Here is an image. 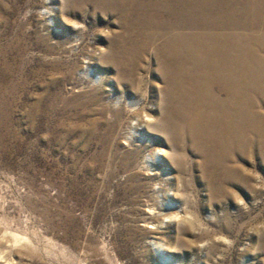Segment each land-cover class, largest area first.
<instances>
[{
  "label": "rangeland",
  "instance_id": "374dc122",
  "mask_svg": "<svg viewBox=\"0 0 264 264\" xmlns=\"http://www.w3.org/2000/svg\"><path fill=\"white\" fill-rule=\"evenodd\" d=\"M104 1L0 0V264H264V0Z\"/></svg>",
  "mask_w": 264,
  "mask_h": 264
},
{
  "label": "bare ground",
  "instance_id": "6f19581e",
  "mask_svg": "<svg viewBox=\"0 0 264 264\" xmlns=\"http://www.w3.org/2000/svg\"><path fill=\"white\" fill-rule=\"evenodd\" d=\"M96 1H98V0H96ZM108 1H109V0H108ZM117 1H118V0H117ZM125 1H126V0H125ZM127 1H128V0H127ZM136 1H137V0H136ZM140 1H141V0H140ZM158 1H159V0H158ZM182 1H183V2L181 3V7H179V8L176 10V13H179V15H181V14H183L184 16H185V15H190L191 13L188 12V11L186 10V8L188 7L190 11H192L193 8H194V11L196 10V8H197V9H200V10H203V9L208 10V14L211 15V16H213L214 14H216V13H218V12L220 13V15H223L224 13H226V11H228V9H232V8L234 7L232 4L235 3L237 0H203L202 2L192 1L193 3H192L191 5H189V4L187 5V1H186V0H185V1L182 0ZM245 1H246V0H245ZM253 1H254V0H253ZM102 2H103V1H102ZM104 2H106V0H105ZM134 2H135V0H134ZM165 2H166V1H165ZM228 2H229V3H228ZM238 2H239V1H238ZM241 2H242V1H241ZM250 2H252V1L250 0ZM119 3H120V2H119ZM131 3H132V2H131ZM136 3H138V2H136ZM141 3H142V1H141ZM175 3H176V2H175ZM188 3H189V2H188ZM236 3H237V2H236ZM243 3H244V2H243ZM245 3H246V2H245ZM94 4H95V3H94ZM97 4H99V3H97ZM97 4H96V5H97ZM104 4L107 5V6L109 7V5H108L107 3H104ZM114 4H116V3H114ZM121 4H122V3H121ZM121 4H120V5H121ZM125 4H126V3H125ZM155 4H156V3H155ZM122 5H123V4H122ZM128 5H129V4H128ZM140 5H141V4H140ZM160 5H161V4H160ZM168 5H169V3H168ZM170 5H171V4H170ZM236 5H237V4H236ZM246 5H247V3H246ZM248 5H249V4H248ZM251 5H252V3H251ZM116 6H117V5H116ZM126 6H127V5H126ZM126 6H125V7L122 6L123 9L126 8ZM136 6H138V5H136ZM136 6H135V7H136ZM95 7H96V6H95ZM98 7H99V6H98ZM105 7H106V6H105ZM111 7H112V6H111ZM153 7H154V6H153ZM153 7H152V8H153ZM160 7H161V6H160ZM163 7L165 8V5H164ZM239 7H240V5H239ZM96 8H97V7H96ZM99 8H100V7H99ZM101 8H102V7H101ZM132 8H133V7H132ZM158 8H159V7H158ZM158 8H157V9H158ZM170 8H171V7H170ZM174 8H175V7H174ZM242 8H243V7H242ZM109 9H111V8H109ZM113 9H114V7H113ZM130 9H131V8H130ZM157 9H156V10H157ZM160 9H161V8H160ZM162 9H163V8H162ZM175 9H176V8H175ZM235 9H236V8H235ZM169 10H170V9H169ZM224 10H225V11H224ZM237 10H238V9H237ZM240 10H241V9H240ZM242 10H243V9H242ZM244 10H245V8H244ZM251 10H253V8H252ZM260 10H261V9H260ZM107 11H108V8H107ZM152 11H153V10H152ZM162 11H163V10H162ZM166 11H167V10H166ZM170 11H171V10H170ZM229 11H230V10H229ZM231 11H232V10H231ZM248 11H249V9H248ZM124 12H125V11H124ZM155 12H156V11H155ZM195 12H196V11H195ZM238 12H242V11H238ZM156 13H157V12H156ZM169 13H170V12H169ZM204 13H205V12H204ZM236 13H237V12H236ZM246 13H247V12H246ZM251 13H252V12H251ZM140 14H141V13H140ZM149 14H150V12H149ZM158 14H159V13H158ZM174 14H175V13H174ZM252 14H253V13H252ZM252 14H251V15H252ZM122 15H123V14H122ZM142 15H143V14H142ZM153 15H154V14H153ZM155 15H156V14H155ZM162 15H163V14H162ZM170 15H171V14H170ZM195 15H196V13H195ZM217 15H218V14H217ZM226 15H227V14H224V16H226ZM243 15H244V14H243ZM247 15H248V13H247ZM263 15H264V14H263ZM146 16H147V15H146ZM158 16H159V15H158ZM158 16H157V18H158ZM228 16H229V15H228ZM233 16H234V15H233ZM237 16H238V15H237ZM150 17H152V16L150 15ZM153 17H154V16H153ZM164 17H165V16H164ZM166 17H167V16H166ZM214 17H215V16H214ZM217 17H219V15H218ZM221 17H222V16H221ZM229 17H230V16H229ZM154 18H155V20H156V17H154ZM172 18H173V17H172ZM175 18H176V17H175ZM180 18H181V17H180ZM184 18H185V17H184ZM190 18H191V17H190ZM208 18H209V17H208ZM246 18H247V17H246ZM256 18H257V17H256ZM262 18H263V17H262ZM145 19H146V18H145ZM185 19H186V18H185ZM203 19H205V18H203ZM216 19H217V18H216ZM216 19H215V20H216ZM219 19H220V18H219ZM226 19H227V17L224 18V20H226ZM234 19H235V18H234ZM237 19H238V18H237ZM252 19H253V17H252ZM171 20H172V19H171ZM182 20H183V19H182ZM212 20H213V19H212ZM227 20H228V19H227ZM245 20H246V19H245ZM248 20H249V19H248ZM145 21H146V20H145ZM156 21H157V20H156ZM168 21H169V20H168ZM209 21H210V20H209ZM219 21H220V20H219ZM253 21H254V20H253ZM253 21H252V22H253ZM260 21L262 22L261 19H260ZM139 22H140V21H139ZM142 22H143V21H142ZM153 22H155V21H153ZM157 22H158V21H157ZM160 22H161V21H160ZM213 22H214V21H213ZM221 22H222V21H221ZM248 22H249V21H248ZM166 23H167V22H166ZM196 23H197V22H196ZM215 23H216V22H215ZM233 23H234V22H233ZM235 23H236V22H235ZM257 23H258V22H257ZM141 24H142V23H141ZM144 24H145V23H144ZM181 24H182V23H181ZM186 24H187V23H186ZM259 24H260V23H259ZM137 25H138V24H137ZM166 25H167V24H166ZM169 25H170V24H169ZM188 25H189V23H188ZM191 25H192V24H191ZM204 25H205V24H204ZM206 25H207V24H206ZM210 25H211V24H209V26H210ZM216 25H217V24H216ZM227 25H229V24H227ZM247 25H248V24H247ZM171 26H172V25H171ZM212 26H213V25H212ZM252 26H253V24H252ZM263 26H264V25H263ZM154 27H156V25H155ZM166 27H167V26H166ZM190 27H191V26H190ZM198 27H199V26H198ZM202 27H203V24H202ZM216 27H218V25H217ZM243 27H244V26H243ZM246 27H247V26H246ZM253 27H254V26H253ZM144 28H145V27H144ZM184 28H185V27H184ZM186 28H187V27H186ZM186 28H185V29H186ZM193 28H194V26H193ZM203 28H204V27H203ZM210 28H211V26H210ZM229 28H230V27H229ZM229 28H228V29H229ZM154 29H155V28H154ZM171 29H172V28H171ZM173 29H174V28H173ZM175 29H176V28H175ZM185 29H184V30H185ZM191 29H192V28H191ZM223 29H225V28H223ZM228 29H227V30H228ZM239 29H240V27H239ZM239 29H238V30H239ZM242 29H243V28H242ZM260 29H261V28H260ZM163 30H164V29H163ZM169 30H170V29H169ZM169 30H168V32H169ZM176 30H177V29H176ZM196 30H197V29H196ZM209 30H211V29H208V32L210 33ZM216 30H217V29H216ZM219 30H220V29H219ZM236 30H237V29H236ZM240 30H241V29H240ZM255 30H256V29H254V31H255ZM151 31H152V30H151ZM161 31H162V30H161ZM174 31H175V30H174ZM181 31H183V30H181ZM200 31H201V30H200ZM211 31H212V30H211ZM217 31H218V30H217ZM229 31H230V30H229ZM241 31H242V30H241ZM246 31L248 32V30H246ZM249 31H250V30H249ZM254 31H253V32H254ZM138 32H139V30H138ZM152 32H153V31H152ZM152 32H151V33H152ZM188 32H189V31H188ZM195 32H196V31H195ZM212 32H213V31H212ZM214 32H215V31H214ZM220 32H221V31H220ZM223 32H224V30H223ZM235 32H236V31H235ZM235 32H234V33H235ZM255 32H256V31H255ZM257 32H259V31L257 30ZM139 33H140V32H139ZM145 33H146V32H145ZM164 33H165V32H164ZM164 33H163V35H164ZM169 33H170V32H169ZM169 33H167V35H169ZM200 33H201V32H200ZM205 33H206V32H205ZM209 33H208V34H209ZM216 33H217V32H216ZM238 33H239V31H238ZM244 33H245V32H244ZM140 34H141V33H140ZM181 34H182V33H181ZM187 34H188V33H187ZM201 34H202V33H201ZM225 34H226V33H225ZM229 34H230V33H228V36H229ZM242 34H243V32H242ZM249 34H250V32H249ZM254 34H256V33H253V35H254ZM137 35H138V34H137ZM154 35H155V32H154ZM154 35H153V36H154ZM156 35H157V33H156ZM175 35H176V32H175ZM177 35H178V34H177ZM193 35H194V34H193ZM198 35H199V34H198ZM210 35H211V34H210ZM214 35H216V34H214ZM214 35H212V37H213ZM239 35H240V34H239ZM258 35H259V34H258ZM141 36H142V35H141ZM141 36H140V37H141ZM146 36H147V35H146ZM170 36H171V35H170ZM196 36H197V35H196ZM196 36H195V37H196ZM202 36H204V35H202ZM202 36H201V37H202ZM205 36L207 37L206 34H205ZM224 36H225V35H224ZM232 36H233V34H232ZM247 36H248V35H247ZM250 36H252V34H251ZM137 37H138V36H137ZM151 37H152V35H151ZM177 37H178V36H177ZM189 37H190V36H189ZM198 37H199V36H198ZM209 37H211V36H209ZM209 37H208V38H209ZM219 37H220V35H219ZM219 37H218V38H219ZM236 37H237V36H236ZM241 37H242V36H241ZM243 37H246V36H243ZM135 38H136V37H135ZM138 38H139V37H138ZM157 38H158V37H157ZM161 38H162V37H161ZM163 38H164V37H163ZM174 38H175V36H174ZM196 38H197V37H196ZM204 38H205V37H204ZM221 38H222V37H221ZM221 38H220V39H221ZM226 38H227V37H226ZM230 38H231V35H230ZM234 38H235V37H234ZM237 38H238V37H237ZM249 38H250V37H249ZM254 38H255V36H254ZM149 39H150V38H149ZM152 39H153V37H152ZM190 39H191V37H190ZM192 39H193V37H192ZM192 39H191V40H192ZM199 39H200V38H199ZM206 39H207V38H206ZM210 39H212V38H210ZM213 39H214V38H213ZM246 39H247V38H246ZM251 39H252V38H251ZM134 40H136V39H134ZM155 40H156V39H155ZM172 40L174 41V39H172ZM197 40H198V39H197ZM197 40H196V42H198ZM216 40H218V39H215V41H216ZM222 40H224V39H222ZM222 40H218V41L220 42V41H222ZM233 40H234V39H233ZM233 40H232V41H233ZM235 40L237 41L238 39H235ZM235 40H234V41H235ZM249 40H250V39H249ZM138 41H141V40L138 39ZM149 41H150V40H149ZM157 41H158V40H157ZM182 41H183V40H182ZM187 41H188V40H187ZM192 41H195V40L193 39ZM192 41H190V42H192ZM200 41H202V40H200ZM205 41L208 42L207 40H205ZM211 41L213 42V40H211ZM226 41H227V40H226ZM236 41H235V43H236ZM133 42H134V41H133ZM141 42H142V41H141ZM147 42H148V41H147ZM165 42H166V41H165ZM168 42H169V41H168ZM171 42H172V41H171ZM178 42H179V41H178ZM203 42H204V39H203ZM206 42H205V43H206ZM212 42H211V45H212ZM224 42H225V41H224ZM237 42H238V41H237ZM239 42H241V40H240ZM159 43H161V42H159ZM194 43H195V42H194ZM208 43H209V42H208ZM214 43H215V42H214ZM248 43H249V42H248ZM131 44H132V43H131ZM135 44H136V43H135ZM139 44H140V43H139ZM154 44H155V42H154ZM162 44H163V43H162ZM173 44H174V42H173ZM203 44H204V43H203ZM203 44H202V45H203ZM217 44H218V43H217ZM217 44L215 43L216 46H217ZM222 44H223V43H222ZM237 44H238V43H236L235 45H237ZM252 44H254V43H252ZM127 45H128V44H127ZM142 45H143V44H142ZM148 45L151 46V44H148ZM158 45H159V44H158ZM158 45H157V46H158ZM195 45H197V43H196ZM198 45H199V44H198ZM198 45H197V47H198ZM208 45H209V44H208ZM211 45H210V47H211ZM219 45H220V44H219ZM225 45H226V44H225ZM235 45H234V46H235ZM244 45H246V44H244ZM248 45H249V44H248ZM133 46H134V44H133ZM138 46H139V45H138ZM146 46H147V44H146ZM154 46H155V45H154ZM162 46H163V45H162ZM178 46H180V45H178ZM192 46H193V45H192ZM192 46H191V47H192ZM199 46H200V45H199ZM204 46H206V45H204ZM226 46H228V45H226ZM229 46H231V43H230ZM240 46H242V45H240V43H239V47H237V48H240ZM127 47H128V46H127ZM148 47H149V46H148ZM152 47H153V46H152ZM169 47H170V46H169ZM171 47H173V46H171ZM171 47H170V48H171ZM181 47H182V46H181ZM181 47H180V48H181ZM195 47H196V46H195ZM197 47H196V49H197ZM210 47H209V48H210ZM242 47H243V46H242ZM250 47H251V46H250ZM253 47H254V46H253ZM134 48H135V47H134ZM142 48H143V47H142ZM155 48H156V46H155ZM166 48H167V47H166ZM170 48H169V49H170ZM193 48H194V46H193ZM204 48H205V47H204ZM211 48H213V45H212ZM216 48H217V47H216ZM218 48L220 49V47H218ZM222 48H223V47H222ZM224 48H225V47H224ZM224 48H223V49H224ZM237 48L234 47L235 50H237ZM245 48H246V47H245ZM248 48H249V46H248ZM254 48H255V47H254ZM254 48H253V49H254ZM256 48H257V47H256ZM158 49H159V48H158ZM158 49H157V50H158ZM162 49H163V48H162ZM182 49H183V48H182ZM205 49H207V48H205ZM213 49H214V48H213ZM219 49H218V50H219ZM226 49H227V48H226ZM232 49H233V47H232ZM243 49H244V48H243ZM246 49H247V48H246ZM246 49H245V50H246ZM250 49H252V48H250ZM250 49H249V51H250ZM259 49H260V47H259ZM139 50H140V49H139ZM146 50H147V49H146ZM155 50H156V49H155ZM176 50H177V49H176ZM178 50H179V49H178ZM180 50H181V49H180ZM188 50H189V49H188ZM198 50H199V48H198ZM201 50H202V46H201ZM209 50H210V49H209ZM209 50H208V51H209ZM221 50H222V49H221ZM221 50H219V51H221ZM228 50H231V48H230V49L228 48ZM260 50H261V49H260ZM136 51H137V50H136ZM171 51H173V50L171 49ZM194 51H195V49H194ZM199 51H200V50H199ZM206 51H207V50H206ZM210 51H211V50H210ZM223 51H224V50H223ZM261 51H263V50H261ZM137 52H138V51H137ZM157 52H158V51H157ZM160 52H161V51H159V53H160ZM169 52H170V51H169ZM196 52H197V51H196ZM196 52H195V53H196ZM201 52H202V53H205V52H203V50H202ZM215 52H216V54H217L218 51H215ZM235 52H236V51H235ZM235 52H234V53H235ZM237 52H238V51H237ZM252 52H253V54H254V51H252ZM252 52H251V53H252ZM161 53L163 54V52H161ZM170 53H171V52H170ZM170 53H169V54H170ZM176 53H177V52H176ZM182 53H183V52H182ZM195 53H194V54H195ZM209 53H210V52H209ZM222 53L224 54V52H222ZM229 53H231V52H229ZM240 53H241V52H240ZM240 53H239V54H240ZM243 53H244V51H243ZM243 53H242L241 55H243ZM245 53L247 54V52H245ZM245 53H244V55H245ZM188 54H189V53H188ZM194 54H193V55H194ZM200 54H201V53H200ZM211 54H212V53H211ZM218 54H219V53H218ZM220 54H221V53H220ZM225 54L227 55V50H226V53H225ZM235 54H236V53H235ZM237 54H238V53H237ZM239 54H238V55H239ZM248 54H249V53H248ZM248 54H247V55H248ZM164 55H166V53H165ZM164 55H163V56H164ZM205 55H206V54H205ZM205 55L203 54V55H201V56H205ZM241 55H240V57H241ZM247 55H246V56H247ZM259 55H260V54H259ZM155 56H156V54H155ZM172 56H173V54H172ZM196 56H197V55H196ZM199 56H200V55H199ZM206 56H207V55H206ZM224 56H225V55H224ZM257 56H258V55H257ZM261 56L264 58L263 54H261ZM134 57H135V56H134ZM160 57H162V55H161ZM170 57H171V55H170ZM177 57H178V56H177ZM185 57H186V56H185ZM197 57H198V56H197ZM207 57H208V56H207ZM209 57H210V56H209ZM212 57L214 58V55H213V56L211 55L210 58H212ZM219 57L221 58V56H219ZM232 57H233V56H231L230 58H232ZM237 57H238V56H237ZM237 57H235V58H237ZM244 57H245V56H244ZM195 58H196V57H195ZM203 58H205V57H203ZM223 58H224V57H223ZM223 58H221V59L223 60ZM250 58H252V57H250ZM256 58H258V57H256ZM263 58H262V59H263ZM159 59H160V58H159ZM164 59H165V58H164ZM164 59H163V60H164ZM171 59H172V58H171ZM201 59H202V58H201ZM217 59H218V58H216V61H217ZM224 59H225V58H224ZM227 59H228V55H227ZM227 59H226L225 61H227ZM238 59H239V58H238ZM238 59H237V60H238ZM252 59H253V58H252ZM262 59H260L261 62L258 61V60H257V61L260 62V63H262ZM160 60H161V59H160ZM180 60H181V59H180ZM198 60H199V59H198ZM198 60L196 59L197 62H198ZM205 60H206V59H205ZM207 60H208V58H207ZM207 60H206V61H207ZM234 60H235V59H234ZM239 60H240V59H239ZM243 60H244V59H243ZM246 60H247V58H246ZM246 60H245V61H246ZM248 60H250V62L252 61L251 59H248ZM254 60H255V59H254ZM254 60H253V61H254ZM176 61H177V60H176ZM194 61H195V60H194ZM202 61H204V60H202ZM202 61H199V62H202ZM213 61H214V60H213ZM218 61H219V60H218ZM218 61H217L216 63H218ZM231 61L233 62V58H232ZM241 61H242V60H241ZM245 61H244V63H245ZM253 61H252V62H253ZM257 61H256V62H257ZM263 61H264V60H263ZM179 62H180V61H179ZM179 62H178V63H179ZM199 62H198V63H199ZM214 62H215V61H214ZM223 62H224V60L222 61V63H223ZM229 62H230V61H229ZM229 62H228V63H229ZM232 62H231V63H232ZM239 62H240V61H239ZM247 62H248V61H247ZM167 63H168V62H167ZM170 63H171V61H170ZM178 63H176V64H178ZM210 63H211V62H210ZM210 63H207V64H210ZM216 63H215V65H216V67H217V64H216ZM219 63H220V62H219ZM219 63H218V66H219ZM234 63H235V62H234ZM158 64H159V63H158ZM176 64H175V66H177ZM213 64H214V63H213ZM224 64H225V63H224ZM235 64H236V63H235ZM239 64H240V66L242 65L241 63H239ZM250 64H251V63H250ZM257 64H258V63H257ZM257 64H255V65H257ZM167 65H168V64H167ZM197 65H198V64H197ZM227 65H228V64H227ZM231 65L233 66V64H231ZM231 65H230V66H231ZM255 65H254V66H255ZM263 65H264V62H263ZM158 66H159V65H158ZM162 66H163V65H162ZM195 66H196V65H195ZM202 66H203V65H202ZM207 66H208V65H207ZM222 66H223V65H221L220 68H221ZM225 66H226V65H225ZM234 66H235V65H234ZM236 66H237V65H236ZM244 66H245V65H244ZM246 66H247V65H246ZM254 66H252V67H254ZM170 67H171V65H170ZM172 67H173V66H172ZM177 67H178V66H177ZM182 67H183V66H182ZM184 67H185V66H184ZM205 67H206V66H205ZM214 67H215V66H214ZM226 67H228V66H226ZM252 67H250V68H252ZM256 67H258V66H256ZM259 67H261V64H260ZM175 68H176V67H175ZM192 68H193V67H192ZM197 68H198V67H197ZM210 68H211V65H210ZM217 68H218V67H217ZM217 68H215L214 70H216ZM222 68H224V71H225L226 68H225V67H222ZM231 68H232V67H231ZM231 68H230V69H231ZM234 68H235V67H234ZM242 68H243V67H242ZM246 68H247V70H248V66H247ZM262 68H263V67H262ZM163 69H164V68H163ZM163 69H162V70H163ZM170 69H171V68H170ZM173 69H174V68H173ZM202 69H205V68L203 67ZM206 69H207V68H206ZM206 69H205V70H206ZM218 69H219V68H218ZM218 69H217V70H218ZM232 69H233V68H232ZM235 69H236V68H235ZM237 69L240 70V68H237ZM237 69H236V70H237ZM253 69H254V68H253ZM263 69H264V68H263ZM167 70H168V69H167ZM167 70H166V71H167ZM222 70H223V69H222ZM243 70H244V68H243ZM249 70H250V69H249ZM258 70H259V68H258ZM171 71H172V70H171ZM174 71H175V69H174ZM183 71H184V70H183ZM200 71H201V70H200ZM207 71H208V69H207ZM212 71H213V70H212ZM228 71H229V70H228ZM255 71H256V70H255ZM263 71H264V70H263ZM176 72H177V71H176ZM176 72H175V75H176ZM178 72H179V71H178ZM213 72H214V71H213ZM215 72H216V71H215ZM220 72H221V71H220ZM220 72H219V73H220ZM225 72H226V71H225ZM230 72H231V71H230ZM230 72H227V73H230ZM236 72H237V71H236ZM241 72H242V71H241ZM203 73L205 74V72H203ZM203 73H202V74H203ZM206 73H207V72H206ZM208 73H209V72H208ZM217 73H218V71H217ZM222 73H223V72H222ZM227 73H226V74H227ZM242 73L244 74V72H242ZM245 73H246V72H245ZM259 73H260V72H259ZM259 73H258V74H259ZM223 74H224V73H223ZM226 74H225V75H226ZM249 74H250V73L248 72L247 75H249ZM262 74H263V73H262ZM168 75H169V74H168ZM180 75H181V73H180ZM208 75L210 76V73H209ZM212 75H214V74L212 73ZM212 75H211V76H212ZM215 75H216V74H215ZM215 75H214V76H215ZM236 75H237V74H236ZM236 75H235V76H236ZM239 75H240V74H239ZM253 75H254V74H253ZM200 76H201V75H200ZM200 76H199V78H200ZM218 76H219V75H218ZM218 76H217V77H218ZM240 76H241V75H240ZM242 76H243V75H242ZM251 76H252V75H251ZM257 76H258V75L256 74V77H257ZM261 76H262V75H261ZM165 77H166V75H165ZM174 77H175V76H174ZM177 77H178V79H181V78H182V77L179 78V76H177ZM184 77H185V75H184ZM219 77H220V76H219ZM223 77H224V75L222 76V78H223ZM228 77H230V76H228ZM232 77H233V76H232ZM249 77H250V75H249ZM171 78H172V77H171ZM206 78H207V77H206ZM225 78H227V77H225ZM233 78L235 79V77H233ZM238 78H240V77L238 76ZM241 78H242V77H241ZM243 78H245V80L247 79L246 76L243 77ZM253 78H254V77H253ZM203 79H204V78H203ZM210 79H211V77H210ZM215 79H216V78H215ZM218 79H219V78H218ZM260 79H261V78H260ZM171 80H172V79H171ZM174 80H175V79H174ZM176 80H177V79H176ZM199 80H200V79H199ZM204 80H205V79H204ZM212 80H213V79H212ZM212 80H210V82H211ZM226 80H227V79H226ZM235 80H236V79H235ZM238 80H239V79H238ZM245 80H243V81H245ZM248 80H249V79H248ZM251 80H252V79H251ZM227 81H228V83H229L230 80H227ZM236 81H237V80H236ZM236 81H235V82H236ZM262 81H263V80H262ZM176 82H177V81H176ZM192 82H193V80H192ZM197 82H198V80H197ZM205 82H206V81H205ZM207 82H208V85L211 84L209 81H207ZM222 82H223V81H220V83H222ZM232 82H233V79H232ZM235 82H234V83H235ZM238 82H239V81H238ZM259 82H261V81H259ZM195 83H196V82H195ZM201 83H202V82H201ZM215 83H216V82H215ZM240 83H241V82H240ZM244 83H245V82H244ZM252 83L254 84V82H252ZM255 83H256V82H255ZM185 84H186V82H185ZM191 84H193V83H191ZM198 84H199V83H197V84H195V85H197V87H198L199 85H201V84H199V85H198ZM253 84L250 83V85H253ZM262 84H263V83H262ZM170 85H171V84H170ZM175 85H177L176 87L179 88V87H178L179 84L176 83ZM217 85H218V84H217ZM222 85H224V84L222 83ZM226 85H227V83H226ZM228 85H229V84H228ZM228 85H227V86H228ZM233 85H234V84H232V86H233ZM239 85H240V84H239ZM242 85H243V82H242ZM244 85H245V84H244ZM247 85H248V83H247ZM162 86H163V85H162ZM165 86H166V85H165ZM181 86H182V85H181ZM185 86H186V85H185ZM201 86H202V85H201ZM201 86H200V87H201ZM204 86H205V85H204ZM235 86H236V85H235ZM237 86H238V85H237ZM237 86H236V87H237ZM261 86H262V85H261ZM261 86H260V87H261ZM132 87H133V86H132ZM166 87H167V86H166ZM183 87H184V86H183ZM195 87H196V86H195ZM210 87H211V86H210ZM214 87H215V86H214ZM214 87H213V88H214ZM225 87H226V86H225ZM225 87H224V86L222 87V86H220V84H219V88H224V89H225ZM229 87H230V85H229ZM229 87H228V88H229ZM241 87H242V89H244L243 86H241ZM244 87H245V86H244ZM247 87H249V86H247ZM192 88H194V86H192ZM213 88H212V89H213ZM239 88H240V87H239ZM239 88H238V89H239ZM252 88H253V86H252ZM258 88H259V87H258ZM163 89H164V88H163ZM202 89H204V88H202ZM202 89H201V90H202ZM233 89H236V88H232V90H233ZM242 89H241V90H242ZM245 89H247V88H245ZM249 89L251 90V88H249ZM259 89H260V88H259ZM263 89H264V88H263ZM183 90H184V89H183ZM192 90H193V89H192ZM208 90H209V88H208ZM225 90H226V89H225ZM241 90L239 91V93L241 92ZM169 91H170V90H169ZM206 91H207V90H206ZM212 91H213V90H212ZM229 91H231V90L229 89ZM248 91H249V90H248ZM251 91H252V90H251ZM260 91H261V90H260ZM262 91H263V90H262ZM179 92H181V90H180ZM182 92H183V91H182ZM187 92H188V91H187ZM193 92H194V91H193ZM231 92H234V91H231ZM231 92H230V93H231ZM235 92H237V89H236ZM235 92H234V93H235ZM183 93H184V92H183ZM212 93H213V94H216V93H214V92H212ZM217 93H218V91H217ZM234 93H233V94H234ZM242 93H243V92H242ZM242 93H241V94H242ZM247 93H248V92H247ZM165 94H166V93H165ZM169 94H170V93H169ZM172 94H174V93L171 92V95H172ZM180 94H181V93H180ZM188 94H189V93H188ZM194 94H196V95L198 96L199 92H198V94H197V93H194ZM203 94H204V96H207V95H205V94H208V93H207V92L204 93V91H203ZM220 94H221V93H220ZM237 94H238V93H237ZM189 95H191V94H189ZM210 95H212L211 92H210ZM248 95H250V94H248ZM248 95H247V96H248ZM252 95H253V92H252ZM164 96H165V95H164ZM174 96H175V95H174ZM191 96H192V95H191ZM197 96H195V97H197ZM214 96H215V95H214ZM214 96H213V97H214ZM217 96H218V94H217ZM221 96H222V94H221ZM224 96H225V94H224ZM224 96H222V97H224ZM230 96H231V95H229L228 97L231 99L232 96H231V97H230ZM234 96H236V95H234ZM165 97H166V96H165ZM165 97H164V98H165ZM207 97H208V96H207ZM244 97H246V95H244ZM251 97H252V96H251ZM251 97H250L249 99H251ZM257 97H258V96H257ZM167 98H168V97H167ZM167 98H166V99H167ZM175 98H176V97H175ZM187 98H188V97H187ZM190 98H191V97H190ZM197 98H198V97H197ZM201 98H202V97H200V99H201ZM205 98H206V97H205ZM214 98H215V97H214ZM225 98H226V97H225ZM246 98H247V97H246ZM252 98H253V97H252ZM255 98H256V95H255ZM258 98H259V97H258ZM183 99H184V98H183ZM215 99H216V98H215ZM221 99H222V98H221ZM223 99H224V98H223ZM233 99H234V98H233ZM235 99H236V97H235ZM189 100H190V99H189ZM195 100H196V99H195ZM204 100H205V99H204ZM226 100H228V99H227V98L224 99V101H226ZM243 100H244V98H243ZM243 100H242V102H244ZM247 100H248V99H247ZM251 100H252V99H251ZM255 100H256V99H255ZM171 101H172V100H171ZM186 101H187V100H186ZM207 101L209 102V100H207ZM232 101H233V100H232ZM239 101H241V100L239 99ZM248 101H249V100H248ZM174 102H176V101H174ZM174 102H173V103H174ZM179 102H180V101H179ZM199 102H200V101H199ZM213 102L215 103V101H212V103H213ZM216 102H217V101H216ZM219 102H220V101H219ZM221 102H222V101H221ZM258 102H259V101H258ZM133 103H134V102H133ZM204 103H206V101H205ZM212 103L210 102V105H211ZM223 103H224V102H223ZM223 103H221V104H223ZM240 103H241V102H240ZM197 104H198V103H197ZM202 104H203V103H202ZM216 104H217V103H216ZM229 104H230V103H229ZM232 104H233V102H232ZM245 104H246V103H245ZM249 104H250V103H249ZM252 104H254V103L252 102ZM137 105H138V104H137ZM176 105H178V103H176ZM183 105H184V104H183ZM192 105H193V104H192ZM206 105H207V104H206ZM210 105H208L207 107H209ZM212 105H213V104H212ZM214 105H215V104H214ZM225 105H226V104H225ZM234 105H236V104L234 103ZM190 106H191V105H190ZM218 106H220L219 103H218ZM229 106H231V105H229ZM244 106H245V105H244ZM244 106H241V107H244ZM251 106H252V105H251ZM253 106H254V105H253ZM255 106H256V105H255ZM139 107H140V106H139ZM207 107H206V108H207ZM214 107H216V106H213V108H214ZM223 107H224V106H223ZM233 107H234V106H233ZM245 107H247V106H245ZM176 108H177V107H176ZM200 108H201V107L194 106V107H193V111H194V113L197 114V112L199 111ZM202 108H204V106H203ZM225 108H226V107H225ZM228 108H229V107H228ZM231 108H232V107H231ZM248 108H249V106H248ZM251 108H252V107H251ZM253 108H254V107H253ZM183 109H184V108H183ZM209 109H211V108H209ZM216 109H217V108H216ZM243 109H244V108H243ZM243 109H242V111H243V113H244V110H243ZM217 110H219V108H218ZM223 110H224V109H223ZM225 110H226V109H225ZM231 110L233 111V109H231ZM240 110H241V109H240ZM254 110H255V109H254ZM201 111L203 112V110H201ZM204 111H205V110H204ZM208 111H209V110H208ZM212 111L216 112L215 109H214V110L212 109ZM212 111H211V112H212ZM227 111H228V110H227ZM229 111H230V110H229ZM245 111H246V109H245ZM247 111H248V110H247ZM250 111H253V110H250ZM250 111H249V112H250ZM260 111H261V110H260ZM140 112H141V111H140ZM177 112H178V111H177ZM237 112H238V111H237ZM237 112H236V113H237ZM255 112H258V111L255 110ZM262 112H263V111H262ZM262 112H261V113H262ZM199 113H200V111H199ZM205 113H206V112H205ZM221 113H222L221 110L219 111V113L216 112V114L219 115V116H216L217 118H215L214 115H210V116H213L211 119L215 118V121L210 120V121H208V122L212 125V128H213V129H215V128L217 129V128H218V132H217V133L219 134V136H221V137H225L224 135L227 134L226 132L229 130L228 127H230V126L227 125L228 123L226 124V121L222 118ZM229 113H230V112H229ZM229 113H228V114H229ZM236 113H235V114H236ZM240 113H241V112H240ZM141 114H142V113H141ZM223 114H224V113H223ZM241 114H242V113H241ZM256 114L258 115V113H256ZM137 115H138V114H137ZM139 115H140V114H139ZM200 115H201V114H200ZM202 115H203V114H202ZM230 115H232V114L230 113ZM245 115H246V117H247V113H246ZM249 115H250V113H249ZM251 115L253 116L252 113H251ZM260 115H261V114H260ZM225 116H226V115H225ZM228 116H229V115H228ZM234 116H235V115H234ZM236 116H237V115H236ZM236 116H235V117H236ZM254 116H255V114H254ZM141 117H142V116H141ZM143 117H144V115H143ZM147 117H148V116H147ZM160 117H161V116H160ZM230 117H231V116H230ZM230 117H229V118H230ZM235 117H234V118H235ZM238 117H239V119H241L240 116H238ZM202 118H203V117H202ZM205 118H206V117H205ZM244 118H245V117H244ZM255 118H256V116H255L253 119L255 120ZM138 119H139V118H138ZM147 119H148V118H147ZM177 119H180V118L177 117ZM199 119H200V118H199ZM237 119H238V118H237ZM242 119H243V118H242ZM245 119H246V118H245ZM247 119H248V118H247ZM250 119H251V118H250ZM250 119H249V120H250ZM256 119H257V118H256ZM162 120H165V119H162ZM170 120H171V119H170ZM183 120H184V119H183ZM205 120H206V119H205ZM227 120H228V118H227ZM243 120H244V119H243ZM143 121H145V120L143 119ZM211 121H212V122H211ZM231 121H232V120H231ZM241 121H242V120H241ZM251 121H252V120H251ZM255 121H257V120H255ZM139 122H140V121H139ZM145 122H146V121H145ZM148 122H149V121H148ZM167 122H168V121H167ZM208 122H207V123H208ZM236 122H237V121H236ZM236 122H234V123H236ZM244 122H245V121H244ZM168 123H169V122H168ZM171 123H172V121H171ZM177 123H178V121H177ZM186 123H187V122H186ZM214 123H215V124H214ZM223 123H225L226 125H224ZM240 123H241V122H240ZM245 123H246V122H245ZM248 123H249V122H248ZM248 123H247V124H248ZM253 123H254V121H253ZM255 123H256V122H255ZM146 124H147V123H146ZM157 124H159V123H157ZM160 124H161V123H160ZM188 124H189V123H188ZM205 124H206V123H205ZM210 124H208V125H210ZM237 124H238V123H237ZM247 124H246V125H247ZM155 125H156V124H155ZM161 125H162V124H161ZM181 125H182V124H181ZM186 125H187V124H186ZM232 125H234V124H232ZM244 125H245V124H244ZM244 125L241 124V127L244 126ZM249 125H250V124H249ZM150 126H151V125H150ZM162 126H163V125H162ZM168 126H169V125H168ZM170 126H171V125H170ZM176 126H177V125H176ZM182 126H183V125H182ZM182 126H181V127H182ZM235 126H236V125H235ZM238 126H239V125H238ZM148 127H149V126H148ZM159 127H160V126H159ZM241 127H240V128H241ZM246 127H247V126H246ZM248 127H249V126H248ZM156 128H157V127H156ZM163 128H165V127H163ZM171 128H172V127H171ZM175 128H178V129H179L180 126L175 127ZM182 128H183V127H182ZM185 128H186V127H185ZM232 128H233V127H232ZM236 128H237V127H236ZM236 128H235V129H236ZM242 128H243V127H242ZM158 129H159V128H158ZM168 129H170V127H168L167 130H168ZM216 129H215V130H216ZM246 129H247V128H246ZM156 130H157V129H156ZM160 130H162V129H160ZM163 130L165 131L166 128L163 129ZM171 130H172V129H171ZM173 130H174V129H173ZM173 130H172V131H173ZM181 130H182V129H181ZM233 130H234V129H232V131H233ZM135 131H136V130H135ZM178 131H179V130H178ZM192 131H193V130H192ZM241 131H242V130H241ZM241 131H240V132H241ZM168 132H169V131H168ZM185 132H187V131H185ZM230 132H231V129H230ZM234 132H235V131H234ZM263 132H264V131H263ZM172 133H173V132H172ZM178 133H180V132H178ZM228 133H229V132H228ZM243 133H244V132H243ZM243 133H242V134H243ZM245 133H246V132H245ZM261 133H262V132H261ZM170 134H171V133H170ZM175 134H176V133H175ZM190 134H191V133H190ZM229 134H230V133H229ZM231 134H233V133H231ZM234 134H235V133H234ZM242 134H241V135H242ZM247 134H248V133H247ZM251 134H252V133H251ZM251 134H250V135H251ZM237 135H238V134H237ZM171 136H172V135H171ZM184 136H185V135H184ZM192 136H193V135H192ZM198 136H199V135H198ZM229 136H230V135H229ZM239 136H240V135H239ZM243 136H245V135L243 134ZM247 136H248V135H247ZM175 137H176V136H175ZM185 137H187V135H186ZM195 137H197V136H195ZM195 137H194V138H195ZM199 137H200V136H199ZM181 138H182V137H181ZM202 138H203V137H202ZM228 138H229V137H228ZM233 138H234V137H233ZM240 138H241V136H240ZM244 138H245V137H244ZM184 139H185V138H184ZM224 139H225V138H223V139H221V140H224ZM231 139H232V138H231ZM238 139H239V138H238ZM238 139H237V140H238ZM241 139H243V138H241ZM206 140H207V139H206ZM228 140H229V139H228ZM237 140H236V141H237ZM239 140H240V139H239ZM247 140H248V139H247ZM247 140H246V141H247ZM169 141H170V140H169ZM180 141H181V140H180ZM196 141H197V140H196ZM231 141H232V140H231ZM243 141H244V140H243ZM243 141L240 142V143L242 144V143L245 142V141H244V142H243ZM248 141H249V140H248ZM171 142H172V141H171ZM171 142H170V143H171ZM183 142H184V141H183ZM223 142H224V141H223ZM226 142H227V141H226ZM232 142H234V141H232ZM232 142H231V143H232ZM238 142H239V141H238ZM249 142H250V141H249ZM174 143H175V142H174ZM171 144H172V143H171ZM183 144H184V143H183ZM223 144H225V143H223ZM226 144H227V143H226ZM236 144H237V143H236ZM241 144H240V145H241ZM198 145H199V144H198ZM200 145H202V144H200ZM233 145H234V143H233ZM243 145H244V144H242L241 146H243ZM247 145H248V144H247ZM247 145H245V146H247ZM173 146H174V145H173ZM173 146H172V148L175 149V147H173ZM186 146H187V145H186ZM228 146H229V145H228ZM235 146H236V145H235ZM182 147H183V146H182ZM223 147H224V146H223ZM179 148H180V147H179ZM199 148H201V147L199 146ZM207 148H208V147H207ZM226 148H228V147H226ZM230 148H231V147H230ZM230 148L227 149V150H230ZM237 148H238V147H237ZM160 149H161V148H160ZM197 149H198V148H197ZM219 149H220V148H219ZM231 149H232V148H231ZM235 149H236V148H235ZM244 149H245V148H244ZM244 149H243V150H244ZM168 150H169V149H168ZM232 150H234V149H232ZM239 150H240V149H239ZM236 151H237V150H236ZM240 151H242V150H240ZM244 151H245V150H244ZM197 152H198V151H197ZM204 152H205V150H204ZM231 152H232V151H231ZM245 152H246V151H245ZM155 153H157V152H155ZM164 153H165V152H161V151H159V152L157 153V156H160L161 154H164ZM200 153H201V152H200ZM223 153H224V152H223ZM228 153H230V152H228ZM202 154H203V153H202ZM207 154H209V152H208ZM233 154H234V153H233ZM205 155H206V153H205ZM223 155H225V154H223ZM226 155H227V153H226ZM140 156H141V155H140ZM227 156H228V155H227ZM153 157H154V156H153ZM225 157H226V156H225ZM232 157H233V156H232ZM149 158H150V157H149ZM205 158H206V157H205ZM208 158H209V157H208ZM208 158H207V160L205 159L206 162L208 161ZM220 158H222V157H220ZM220 158H219V159H220ZM226 158H227V157H226ZM229 158H230V157H229ZM199 159H200V158H199ZM152 160H153V159H152ZM231 160H232V159H231ZM219 161H221V159H220ZM128 162H129V161H128ZM128 162H127V163H128ZM172 162H173V161H172ZM227 162H228V161H227ZM138 163H139V162H138ZM208 163H209V162H208ZM209 164H210V163H209ZM223 164H224V163H223ZM229 164H230V163H229ZM204 165H205V164H204ZM221 165H222V164H221ZM224 165H225V164H224ZM226 165H227V163H226ZM230 165L232 166L233 164H230ZM234 165H235V164H234ZM219 166H220V165H219ZM235 166H236V165H235ZM238 166H239V165H238ZM238 166H237V167H238ZM205 167H206V166H205ZM229 167H230V166H229ZM239 168H240V167H239ZM206 169H207V168H206ZM223 169H224V167H223ZM227 169H229V168L227 167ZM230 169H231V167H230ZM235 169H236V168H235ZM241 169H242V168H241ZM236 170H237V169H236ZM238 170H239V169H238ZM209 171H210V170H209ZM225 171H227V170H225ZM233 171H234V170H233ZM214 172H215V171H214ZM231 172H232V170H231ZM235 172H236V171H235ZM212 173H213V172H212ZM232 174H233V173H232ZM246 175H247V174H245V176H246ZM249 175H250V174H249ZM249 175H247V176H249ZM211 176H212V175H211ZM246 178H248V177H246ZM244 179H245V178H244ZM227 180H228V179H227ZM245 180H246V179H245ZM248 180H249V179H248ZM229 181H230V180H229ZM231 181H232V180H231Z\"/></svg>",
  "mask_w": 264,
  "mask_h": 264
}]
</instances>
